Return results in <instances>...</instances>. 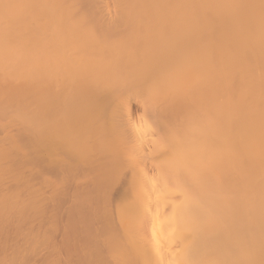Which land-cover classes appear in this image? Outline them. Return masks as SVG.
Masks as SVG:
<instances>
[{
	"label": "bare ground",
	"instance_id": "6f19581e",
	"mask_svg": "<svg viewBox=\"0 0 264 264\" xmlns=\"http://www.w3.org/2000/svg\"><path fill=\"white\" fill-rule=\"evenodd\" d=\"M115 4L100 22L91 0H0V114L23 127L0 138V165L20 156L0 249L41 212L15 208L36 166L55 264H264V0Z\"/></svg>",
	"mask_w": 264,
	"mask_h": 264
},
{
	"label": "rangeland",
	"instance_id": "374dc122",
	"mask_svg": "<svg viewBox=\"0 0 264 264\" xmlns=\"http://www.w3.org/2000/svg\"><path fill=\"white\" fill-rule=\"evenodd\" d=\"M92 1H93V3H92ZM115 2H116V0H91V4H92V6H93V8H94V12H97L98 11V9H99V13L97 12V16H100V22H102L103 20H105V19H107V22L108 21H116L117 20V18L119 17L118 16V14H117V11L118 10H116V9H118V8H114V7H116V4H115ZM97 6V7H96ZM96 8H98V9H96ZM96 9V10H95ZM115 10V11H114ZM100 11H101V13H100ZM115 12H116V15L118 16H116L115 15ZM100 14H102V15H100ZM102 16V17H101ZM105 16H106V18H105ZM108 16V17H107ZM117 17V18H116ZM102 18H104V19H102ZM110 18V19H109ZM112 18V19H111ZM115 19V20H114ZM102 20V21H101ZM106 21V20H105ZM104 22V21H103ZM137 98L136 97H134V100L133 99H131L130 100V103H131V110H132V114H133V117H134V119H139V118H145L146 116H147V114L148 113H145V111H144V107H142L140 104L141 103H139L140 101L139 100H136ZM139 101V102H138ZM139 103V104H138ZM13 106H15V105H13ZM12 106V108H16V107H13ZM115 107H116V105H115ZM12 108H8V111H7V109H6V111L7 112H2V113H4V114H0V138H4V135L6 134V136H8V135H10V136H13V134H14V136L15 135H18V134H20V132H21V130H19V129H21V128H17V127H19V125H20V127H22V125H21V123H19V122H17V120L16 121H14V119H17L18 117H19V115H20V111H18V107L16 108V110H17V112H16V110H15V114H13V112H14V110L12 109ZM117 108V107H116ZM118 108H119V106H118ZM117 108V109H118ZM19 112V113H18ZM17 113V114H16ZM19 114V115H18ZM18 115V116H17ZM149 116V115H148ZM147 116V117H148ZM17 117V118H16ZM19 119V118H18ZM148 119H150L151 120V118H148ZM20 120V119H19ZM21 121V120H20ZM17 125V126H16ZM23 128V127H22ZM17 130V131H16ZM19 130V131H18ZM17 133V132H19V133H17V134H15V133ZM5 136V137H6ZM8 138V137H7ZM7 143V145L9 144V142L6 140L5 141V143H4V145ZM3 145V147H5ZM9 147H11L12 148V145L10 144V145H8ZM2 147V148H3ZM1 148V146H0V149H2ZM6 148H8L7 146L5 147V149ZM11 148H8V149H6V151H10L11 150ZM14 152V151H13ZM17 153V152H16ZM33 155V154H32ZM13 156H15V153L10 157L9 156V158L11 159ZM63 155H61V157H62ZM17 157V158H16ZM16 157H14V162H12V161H10V163H8V164H11V162H12V164L13 163H15V161H16V159H18V158H20V156H16ZM60 157V158H61ZM0 160H2V159H0ZM3 160H6V161H9V159H4L3 158ZM5 161V162H6ZM1 162V161H0ZM1 164H4V161L3 162H1ZM8 164H6L5 163V166H3V165H0L1 167H5V169L4 168H2L1 169V167H0V169H1V171L2 172H0V175H2L3 174V172L5 171V173H6V171L8 172L9 170H6V169H9V167L10 166H12V165H8ZM7 165V166H6ZM20 167V166H19ZM23 167V166H22ZM34 167V166H33ZM33 167L31 168V167H29L30 168V174L28 173L27 174V172H28V169L27 168H25L24 170H22L21 172L23 173H21L22 175H23V177H22V180H21V182L22 181H24L23 183H21L20 182V184H19V186H20V188H22V186H23V188L20 190L19 189V198H21V200H20V202H21V204L19 203L15 208H17V207H19V206H21L22 205V201H23V203H24V205H26V203L28 204V202H32L31 200L33 199V201H34V199L36 198V200H37V203H39L40 202V200H41V202L39 203V204H37L36 206H35V208L37 207V206H39V209H38V207L36 208V209H38V211L40 212L39 214L41 215V214H43V215H41V216H39V214H38V212H37V214H36V212H33L34 214H31V212L29 211V212H27L28 213V216H27V214H26V216L29 218H27V221H26V216H25V220L23 219L22 220V222H23V224L21 223V220H20V228L19 229H22L21 228V226L23 227V229L21 230V232H19V230H14V229H12V230H14V231H12L11 232V230L9 231V234H8V236L10 235V232H11V234H13V236H9V238L7 237L6 239L8 240L9 239V243H8V241L5 239V237L4 236H2V237H4V239L2 238V240H4L5 241V243H6V241H7V243L6 244H9L8 246H6V245H4V247L3 248H1L0 249V264H55L54 263V260H53V258H54V256H52V254L50 255V252H52L53 250H52V248H50V247H53L54 245H52V243H55V242H53V241H56V239L54 238L55 236H56V234L54 233V230L53 229H55L54 227H52V226H50L51 224H50V222H52V219H53V217L51 216L52 214H53V216H54V213H52V209L53 208H55V203L53 204V200L55 199L54 198V195H53V193H54V191H53V187L51 186L52 185V182H54V174H53V176H51L52 174H50L49 176H51V177H47L46 176V178H48V181L46 180V178L43 180V178L41 179L40 177H38V176H40V174L38 173V168L36 167H34V169H33ZM4 169V170H3ZM16 169L17 170H13V171H15L16 173L18 172V170H20V169H22L21 167L20 168H17V166H16ZM27 169V170H26ZM33 169V170H32ZM37 170V171H36ZM128 170L129 169H127L126 171L128 172ZM13 171H11L12 172V174H11V172H10V174L8 173L7 175H9V176H11L12 178H15V177H13ZM33 171V172H32ZM123 172V174L121 175V176H123V179H122V177H121V179H122V182L123 183H121L120 185H118L119 187H117L118 189H120V190H124V189H128L130 186H134V182H137V179L135 178V179H133V177L132 176H134V177H136L135 176V174H131L132 172L131 171H129L128 173L127 172ZM37 172V173H36ZM125 173V174H124ZM27 176H25V175ZM33 174H34V176H33ZM37 174V175H36ZM39 174V175H38ZM6 175V176H7ZM9 176H7L9 179H11ZM6 177V178H7ZM20 177V176H19ZM34 177V178H33ZM129 177H131L130 178V180H129ZM7 178V179H8ZM27 178V179H26ZM28 178H29V181L27 182L26 180H28ZM36 178H40L41 179V181H40V179H37L36 180ZM50 178V179H49ZM25 179V180H24ZM52 179V180H51ZM12 180V181H11ZM10 181L9 180H7L5 183H6V185L5 186H10V185H13V184H10V183H13V180L14 179H11ZM16 180V179H15ZM126 180V181H125ZM127 180H129V181H127ZM132 180V181H131ZM47 181V182H46ZM125 181V182H124ZM8 182H10L9 184H8ZM33 182V183H32ZM44 182V184H42ZM15 183H16V181H15ZM15 183H14V185H15ZM25 183V184H24ZM30 185V186H28V184ZM49 183V184H48ZM123 184V185H122ZM25 185V186H24ZM42 185H43V188H42ZM44 185H46V186H44ZM122 185V186H121ZM1 186H3V185H1ZM5 186H3L2 188H5V189H7V187H5ZM9 186H8V188H9ZM11 187V186H10ZM0 190H1V188H0ZM41 190V191H40ZM43 191V192H42ZM21 192V193H20ZM23 192V193H22ZM53 192V193H52ZM23 194V195H22ZM21 195L23 196V197H21ZM53 196V198L51 199V197ZM43 197H44V199H43ZM41 198V199H40ZM23 199V200H22ZM25 199H27V200H25ZM40 199V200H39ZM35 200V201H36ZM39 200V201H38ZM55 202V201H54ZM54 206H53V205ZM65 205V204H64ZM67 205V204H66ZM42 206H43V208H42ZM44 207H46V208H44ZM34 208V209H35ZM34 209H33V211H34ZM41 209V210H40ZM44 209V210H43ZM54 210V209H53ZM36 211V210H35ZM42 211H43V213H42ZM47 213H46V212ZM55 211V210H54ZM44 212H45V215H44ZM13 213V212H12ZM35 218H34V217ZM38 216V217H37ZM52 217V219H51V221L50 220H48V218L50 219ZM30 219H32V221L30 220ZM35 219V220H34ZM30 222H29V221ZM44 221V222H43ZM33 222V223H32ZM45 222H46V225L44 226L43 224H45ZM30 223H32V225L30 224ZM42 223V224H41ZM49 223V224H48ZM54 222H52V224H53ZM30 224V225H29ZM42 226V227H41ZM44 227V228H43ZM53 228V229H52ZM11 229V228H10ZM49 229L50 230H52L51 232H53L54 234H55V236L53 235V233H51L50 231H49ZM49 231V232H46V231ZM44 233H46V234H44ZM48 233V234H47ZM49 233H50V235H49ZM15 234V235H14ZM48 235H49V237H48ZM15 236V237H14ZM46 236L48 237V238H46ZM12 237H14V238H12ZM11 238V239H10ZM43 238V239H42ZM46 240H45V239ZM53 238H54V240H53ZM13 239H15V241H13ZM48 239V240H47ZM13 242H12V241ZM46 242H45V241ZM135 240L136 239H132V241H131V243H134L135 242ZM42 242V243H41ZM44 242H45V244H44ZM4 243V244H5ZM12 243V244H11ZM13 243H15V244H13ZM44 244V245H43ZM49 248H48V247ZM6 248H8V249H6ZM2 249H3V251L4 252H1L2 251ZM5 249H6V252H5ZM53 253V252H52ZM53 257V258H52Z\"/></svg>",
	"mask_w": 264,
	"mask_h": 264
}]
</instances>
